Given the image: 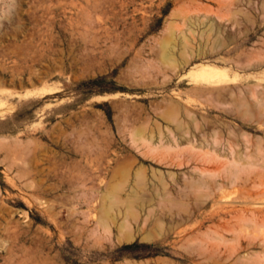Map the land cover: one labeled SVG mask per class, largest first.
I'll use <instances>...</instances> for the list:
<instances>
[{"label":"rangeland","instance_id":"obj_1","mask_svg":"<svg viewBox=\"0 0 264 264\" xmlns=\"http://www.w3.org/2000/svg\"><path fill=\"white\" fill-rule=\"evenodd\" d=\"M0 264H264V0H0Z\"/></svg>","mask_w":264,"mask_h":264}]
</instances>
